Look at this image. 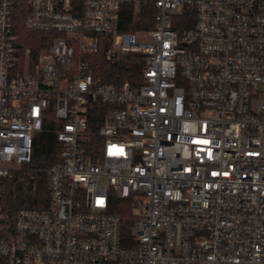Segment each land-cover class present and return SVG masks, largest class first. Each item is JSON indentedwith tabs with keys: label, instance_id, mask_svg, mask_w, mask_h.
I'll list each match as a JSON object with an SVG mask.
<instances>
[{
	"label": "built area",
	"instance_id": "built-area-1",
	"mask_svg": "<svg viewBox=\"0 0 264 264\" xmlns=\"http://www.w3.org/2000/svg\"><path fill=\"white\" fill-rule=\"evenodd\" d=\"M127 7L153 27L122 30ZM104 42L140 83L95 76ZM39 171L49 205L12 214L6 181ZM0 264H264V0H0Z\"/></svg>",
	"mask_w": 264,
	"mask_h": 264
},
{
	"label": "trees",
	"instance_id": "trees-1",
	"mask_svg": "<svg viewBox=\"0 0 264 264\" xmlns=\"http://www.w3.org/2000/svg\"><path fill=\"white\" fill-rule=\"evenodd\" d=\"M154 13L152 7L144 8L140 14H136L132 7H127L124 10L121 29L136 31L152 28ZM18 31L25 47L37 46L40 49L43 46L46 37L44 33L27 30L22 22ZM108 46V42L102 43L99 52L89 58L95 76L105 83H121L125 80L140 83L143 68L140 56L132 54L113 61L107 57ZM58 152L59 144L55 135L43 132L39 134L34 145L33 160L29 166L37 170L47 169L57 162ZM5 189L3 203L12 214L21 208L44 209L49 205V178L43 171L37 173L35 180L19 172L6 181ZM110 211L120 216L123 236L128 238L137 221L131 200H121L111 195Z\"/></svg>",
	"mask_w": 264,
	"mask_h": 264
},
{
	"label": "rangeland",
	"instance_id": "rangeland-1",
	"mask_svg": "<svg viewBox=\"0 0 264 264\" xmlns=\"http://www.w3.org/2000/svg\"><path fill=\"white\" fill-rule=\"evenodd\" d=\"M23 45H24V42H23ZM26 48H30V49H32L34 52H36V51H38L39 49H38V47L37 46H34V47H25L24 46V49H26ZM5 191H6V189H5ZM133 205V204H132Z\"/></svg>",
	"mask_w": 264,
	"mask_h": 264
}]
</instances>
